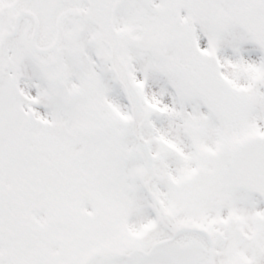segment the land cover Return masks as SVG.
Masks as SVG:
<instances>
[{
  "label": "snow or ice",
  "instance_id": "obj_1",
  "mask_svg": "<svg viewBox=\"0 0 264 264\" xmlns=\"http://www.w3.org/2000/svg\"><path fill=\"white\" fill-rule=\"evenodd\" d=\"M0 264H264V0H0Z\"/></svg>",
  "mask_w": 264,
  "mask_h": 264
}]
</instances>
